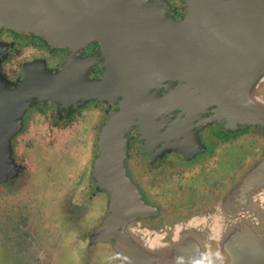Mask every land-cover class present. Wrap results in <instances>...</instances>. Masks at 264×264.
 <instances>
[{"label":"rangeland","instance_id":"rangeland-1","mask_svg":"<svg viewBox=\"0 0 264 264\" xmlns=\"http://www.w3.org/2000/svg\"><path fill=\"white\" fill-rule=\"evenodd\" d=\"M262 82L264 66L261 63L258 76L248 87L240 85L242 88L239 86L237 96L242 98L243 90L248 89L244 98L249 97L248 100L254 102L253 99H257L254 92ZM236 102L231 117L216 104L203 109V114L215 116L214 129L220 124L224 129L242 130L243 135L233 142H218V149L230 146L232 151L239 147L241 152L246 151L245 172H238L232 162L230 177L215 176L213 179V194L217 195L223 185L229 184L230 188L218 211L224 213L226 210L228 216L225 220L220 219L214 232V235L219 232V248L210 254L214 258L219 251L225 257V264H231L234 256L228 248L239 243L244 248L255 247L259 256L235 258L237 262L264 264V176L262 183L259 182L264 173V101L257 100L261 105L250 106L252 109L244 102L240 103L239 99ZM250 113L262 118L238 119L242 114ZM110 114H107L104 125L111 123ZM20 120L16 115L11 125L0 130V264H178V256L187 248H195L198 254L203 255L193 233L180 230L182 225L197 218L190 216L192 201L186 207L181 206L182 193L174 184L177 178L171 175L170 179H165L168 185H152L149 189L155 200L157 197L166 200L162 207L166 218H154L162 213V208L153 207L138 197V187L127 178L125 170H112L116 175L119 172L117 176L123 183L119 185L112 181L113 174L109 177V170L104 166L108 161L105 157L100 160L96 156L93 167H88L91 153L84 149L90 150L93 138H86L78 131L77 137L80 138L77 139L73 132L70 145L63 152L64 138L53 142L47 136L48 127L41 118L29 121L23 133L20 132ZM17 131L18 142L12 139ZM47 146L53 149L55 158L50 159L45 168L32 167L31 163L35 162L33 155ZM12 149L14 156L18 155V165H22L21 170L18 168V177L12 162ZM79 150L84 154L79 155ZM223 154L220 152L218 158H222L220 162L216 161L215 169L223 167ZM74 159L76 166L72 167ZM100 161H103V166L99 168ZM64 164H69L70 170L59 176L58 168ZM140 183L144 184L143 181ZM191 189L189 186L186 190L190 199L194 197ZM199 189H202L199 193L204 195L203 188ZM245 236L246 240L238 242L237 239ZM245 253L253 255L252 252Z\"/></svg>","mask_w":264,"mask_h":264},{"label":"flooded vegetation","instance_id":"flooded-vegetation-1","mask_svg":"<svg viewBox=\"0 0 264 264\" xmlns=\"http://www.w3.org/2000/svg\"><path fill=\"white\" fill-rule=\"evenodd\" d=\"M121 1L155 23L166 24L170 20L179 23L185 16V0ZM110 71L106 51L97 36L56 45L34 32L6 27L0 29V101L27 102L17 114L21 118L20 132L25 131L29 121L41 118L48 127L47 136L53 142L64 138L63 152L70 145L73 132L77 139L80 138L77 137L78 131L86 138L90 136L93 138L90 150L84 149L91 153L88 167H93L96 156L100 160L105 157L108 161L104 162V166L109 170V177L113 174L112 181L119 185L121 183L119 172L117 176L112 170H125L127 178L132 179L134 186L138 187V197L147 200L153 207L162 208L166 200L162 197V200L159 197L158 201L155 200L149 192L151 186L164 187L168 185L165 179L174 176L177 178L174 184L182 193L181 206L186 207L192 201L190 216L197 218L182 225L180 230L193 233L196 245L201 247V254L217 250L219 232L215 235L214 232L220 219L225 220L228 216L226 210L224 213L218 211L230 187L229 184L223 185L215 195L213 179L215 176L230 177L232 162L238 172L246 171V151L241 152L239 140V148L235 151L230 146L218 149L217 145L221 140H224V144L233 142L243 135L242 130L224 129L220 124L214 129L217 122L215 116L203 114V109L214 105V102L192 81L183 78H138L120 87H115V84L110 87L106 83ZM40 74L55 77L63 74L64 88L57 87L56 82V87L51 90L52 98L38 97L35 94L38 93V85L29 83ZM25 86L33 88L22 91ZM254 94L256 100L264 101V82L259 83ZM109 112L112 121L104 125ZM116 122L115 128L109 130V126ZM12 137L18 142V131ZM220 152L224 153L223 167L215 169L216 161L220 162L222 158H218ZM232 152L237 153L231 155ZM82 154L83 151L79 150V155ZM33 156L35 162L31 163L32 167L42 168L55 158L49 146L42 147ZM12 162L18 177V168L21 170L22 165H18V155L14 156L13 149ZM75 164L74 159L71 166ZM100 165L103 166V161H100L99 168ZM62 166L58 168L59 176L71 167L69 164ZM81 168L85 169L84 166ZM193 177L196 178L195 183ZM209 178L212 180L208 181ZM141 181L144 184H139ZM189 186H192L191 196L194 195L191 199L186 195ZM200 187L204 195L199 193L202 191ZM161 210L162 213L154 214V218H166L165 210Z\"/></svg>","mask_w":264,"mask_h":264},{"label":"water","instance_id":"water-1","mask_svg":"<svg viewBox=\"0 0 264 264\" xmlns=\"http://www.w3.org/2000/svg\"><path fill=\"white\" fill-rule=\"evenodd\" d=\"M185 4L179 23L164 24L148 20L121 0H0V28L34 32L56 45L99 37L111 68L106 76L110 87L138 78H183L196 83L229 117L236 99L250 109L259 107L256 99L244 98L248 89L242 98L237 92L258 76L261 63L264 66V0H185ZM56 82L64 88L63 74H40L29 84L38 85V97L52 98ZM25 102L0 101V130L12 124ZM245 117L262 118L250 113L238 119ZM254 249L233 243L228 248L234 256L231 264H241L236 260L240 257L259 256ZM200 257L195 248H187L178 264H195Z\"/></svg>","mask_w":264,"mask_h":264},{"label":"clouds","instance_id":"clouds-1","mask_svg":"<svg viewBox=\"0 0 264 264\" xmlns=\"http://www.w3.org/2000/svg\"><path fill=\"white\" fill-rule=\"evenodd\" d=\"M204 261H209L210 264H225V257L221 252H216L214 258L211 254H204L200 260L196 261L195 264H203Z\"/></svg>","mask_w":264,"mask_h":264}]
</instances>
